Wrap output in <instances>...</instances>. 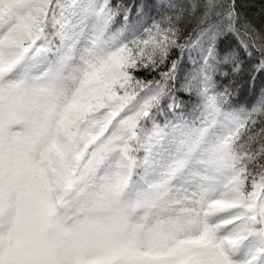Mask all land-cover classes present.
<instances>
[{
	"label": "snow or ice",
	"instance_id": "6c2138e0",
	"mask_svg": "<svg viewBox=\"0 0 264 264\" xmlns=\"http://www.w3.org/2000/svg\"><path fill=\"white\" fill-rule=\"evenodd\" d=\"M0 264H264V0H0Z\"/></svg>",
	"mask_w": 264,
	"mask_h": 264
}]
</instances>
